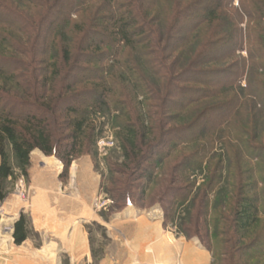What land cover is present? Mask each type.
Masks as SVG:
<instances>
[{
  "label": "trees",
  "instance_id": "1",
  "mask_svg": "<svg viewBox=\"0 0 264 264\" xmlns=\"http://www.w3.org/2000/svg\"><path fill=\"white\" fill-rule=\"evenodd\" d=\"M70 1L49 2L48 20L55 18L42 49L49 61L42 53L33 56L39 67L34 74L20 57L37 48L39 32L23 42L15 34L21 28L1 25L12 33L0 32V201L4 182L14 176L12 156L26 177L34 151L55 156L64 178L73 161L92 153L105 127L99 116L114 113L123 158L120 165H110V172L121 177L106 190L114 208L122 209L127 198L135 200V190L145 201L151 187L161 185L164 226L170 221L177 233L198 238L212 264H264L261 135L253 144L239 138L245 156L257 160L251 170L238 162L226 176L225 160L207 161L203 145L237 117L246 114L243 126L264 115V0H240L237 16L220 14L234 0ZM13 4L0 0V17L19 20L18 9L25 7ZM243 19L249 22L244 29ZM245 50L247 59L241 55ZM171 54L177 56L172 61ZM179 59L188 61L187 69L178 70ZM212 99L219 102L204 104ZM195 104L201 108L192 113ZM173 109L177 113L168 114ZM180 115L191 119L167 127ZM240 124L244 135L248 131ZM197 172L204 174L199 185ZM222 180L227 189L218 188ZM29 225L25 215L15 224L17 246L28 239Z\"/></svg>",
  "mask_w": 264,
  "mask_h": 264
},
{
  "label": "rangeland",
  "instance_id": "2",
  "mask_svg": "<svg viewBox=\"0 0 264 264\" xmlns=\"http://www.w3.org/2000/svg\"><path fill=\"white\" fill-rule=\"evenodd\" d=\"M1 1L7 2V3L14 2L13 5L16 6L17 9L18 7H25V8L18 9L19 11H22V12H19L16 10L19 13H23L19 17V20H17L16 17L15 18L10 17V16L8 17L7 15L3 14V16L0 17V23H1L0 32L2 30H5V31L7 30L8 33L9 32L12 33V30H8V29H5L4 27H1L2 23L6 22L8 24L12 23L15 26L17 25L19 29L21 28L19 33L16 32L15 34H17L19 38H22L23 42L26 41V38H27L26 35L32 34V37L36 36L35 34H37V31L39 32L38 34H40L37 37L40 36L42 38L41 39L42 41H40V43L37 45V48H34V50L32 49L30 50L29 55L27 53H24L23 57L22 56L20 57V60L23 61V64L27 65L28 67L27 70L29 69L30 71L33 68L34 70L33 74H34L36 73L37 70H39V67L36 66L33 56H37L40 53H42L43 55H41V59L42 60L45 59L49 61V58H48L49 56L46 55V51L42 52V49L44 50V45L46 43L43 38L46 37V35L48 34L50 35V30H51L50 27L52 25L51 20L54 21L53 18H55V17H50V20H48V17H49L48 15L51 12L50 10H48L47 7L50 5L49 2H51V0H46V1L38 0L39 1L38 4H35L37 3V1L33 3L30 0H1ZM70 2L71 1L69 0V3ZM100 3H102V1L99 2V5ZM157 10L158 9L156 8V9H153L151 12L154 13ZM239 11H240V0H234L232 7L229 9V11H222L220 12V14L227 15V16L229 15L237 16ZM53 16H55V14H53ZM25 21L30 22L31 27L30 25L25 23ZM156 22L158 23H155V24L160 25V20ZM241 23L242 24L240 27H242L243 29L246 28L249 24L247 19H243ZM208 29L209 27L206 28L205 32L203 33L204 35L208 32ZM31 41L32 40H30L29 42L30 44H31ZM132 55L133 57L134 56L136 57V55L133 54V52H132ZM241 55L246 59L248 57V53L246 50L242 52ZM170 56H171L170 57L171 61H172L171 58L177 57L173 54H171ZM181 59H179V61L177 62L178 66H176L178 70L180 71L188 68V61L181 60ZM171 61H167V64L170 66H171V63H170ZM108 63L112 64V61H109ZM210 66H211L210 68H217L218 66H223V64H219V65L212 64ZM260 74L258 73V75ZM241 83H242V87L246 89L245 86L247 82L243 80ZM235 90L239 96H242L243 91L241 88H238ZM249 98H252V97H249ZM178 100L179 99L177 98L174 99V101H178ZM218 102H219V99H214V100L212 99V101L205 102L204 104H214ZM199 108H201V106L199 104H195L191 107L190 112L194 113ZM176 113H177L176 109H173L170 112L168 111V114H171V115H175ZM114 116L116 117V114L114 113L108 114L105 117L99 116V121L104 123L105 127L102 130L101 134L98 136L96 140V144L92 150V153L82 155L72 162L69 172L74 169L75 170L73 171L74 174L70 175L71 176L70 178L68 176L69 172L68 174L64 176V178H60L62 179L61 181L63 185H67L68 187V191H66L65 193L67 192L69 193L72 190H76L77 188H80L83 191H86L89 188V185L94 183L97 179L100 181L99 185H100L101 192H100V196H98L94 201H92V209L95 211L99 210L102 212L104 208L106 207L105 209L107 212H104V213L102 212L105 220L110 219L112 215L120 213L126 207H128L129 204H131L136 209L145 211L147 213H149V211H152L156 207L159 208V210H161L163 214V220H164L163 225H164L166 221L164 212L158 203V199L160 198L159 188H163V187H160L161 185L152 186L150 191L148 192V199H145V201H142L141 198H139L140 197L139 191L137 190L133 191V193L136 195L135 200L133 199L131 200L130 198H127L126 201L121 203L122 209L120 210H116V208H114V206L112 205L113 204L112 200H110L106 194V190L111 186L110 181L114 178H121L119 176H115L116 174H112L110 172V165L111 164L120 165L123 161L122 153L120 152V149H119V143L116 139L115 129L113 128ZM180 116L181 117H178L179 119H176V121H171L167 125V127L169 128L181 127V126L186 125L185 124L186 120L189 121V119H191V117L189 118V116L188 117H186L185 115H180ZM245 116H243L239 120L237 117L233 123L222 125L223 127L221 128L219 132H217L214 135L213 137L214 139H212V141L205 140L203 142V145L208 148V151H207L208 155L206 156L208 157L207 161L212 160L213 163L215 164L218 162L219 159L225 160L224 165H223L224 168L222 171V174L224 176H226L229 170L231 171L235 170L238 166V162H242V164L245 166L244 168H247L245 169V171L251 170V167H253L252 165L256 164L257 162V160L256 161L249 160L245 156L244 154L245 152L243 151V147L241 145L239 138H244L246 139V141H249V143L253 144L257 140V138L255 139V136H257V134L258 135L260 134L261 137L259 141L262 144L264 143V115L263 117H261L260 121L259 120L256 121L255 119V120L249 121V123L246 122L245 124L247 125L244 124L242 126L241 124L242 122H244ZM256 122H258L257 125H256ZM239 124L242 126L241 127L242 129H247L248 132H246V134L244 132V135H243L238 130ZM192 149L193 148L187 149V150L188 152H190ZM226 150L229 151V155L227 154ZM35 154H39V151L36 150L31 155V165L28 169L27 177L22 174L21 169L16 159L13 156L11 158L14 176L13 178H9L7 181L4 182L3 188H2L4 198L2 201H0V254L1 252L7 251L8 240L14 234L13 229L15 227V224L20 220V218L18 220L17 218H18V215L20 214L21 207L26 208L27 211L30 210L32 203L37 198L40 192L48 191L50 193L51 190L57 193L56 198L59 200V203L62 202L61 201L62 199L60 198L62 196L61 191H62V188L64 190L65 186L60 184L59 182L60 179L57 178L55 179V182L53 184H47L46 186L42 183V178L43 179L46 178L42 174H46V173L56 174L57 172H55V169L60 170L61 162L55 156L48 157V156H45L43 153L42 154L44 156L35 155ZM55 160L60 163H57ZM81 170L85 173V175H83L84 176L83 178L82 176L79 177ZM43 172H46V173H43ZM243 176L244 178L248 179L250 183H253L255 182L254 180H256L254 177L253 179L251 176L249 177V174L245 175L243 173ZM203 181H204V174H200L199 172H197L196 182H198V185L200 183H203ZM226 184L227 183L224 182V180H222L219 183L218 188L227 189L226 186H228L229 184L228 185ZM252 192L253 191H249L248 193L253 194ZM48 196H49V201H53V202L55 201V198L53 199L52 197L50 198V194ZM52 196H55V193H52ZM22 215H25V214H22ZM25 217H27V220L30 221L28 214H26ZM166 224H167L166 227L163 226L165 230L171 229L170 231L173 230L175 233H177V229L173 227L172 222L169 221ZM31 227L32 225L30 223V225L28 226V229H30ZM91 228H92L91 229L92 230L91 243H92L93 248L96 250V255L102 257L103 254L105 253V250L107 249L114 250L118 248L117 245L112 244L109 240H107L106 238L107 231L105 228L99 225H93ZM28 232H29L28 239L32 242L33 247L34 248L40 247L42 244V238L40 237V235L36 234L32 230L31 231L29 230ZM179 235L186 238V236L182 234H179ZM191 239H198V238H191ZM121 251L122 250H120V253H119L120 256H122ZM7 253L8 252H6V254Z\"/></svg>",
  "mask_w": 264,
  "mask_h": 264
},
{
  "label": "crops",
  "instance_id": "3",
  "mask_svg": "<svg viewBox=\"0 0 264 264\" xmlns=\"http://www.w3.org/2000/svg\"><path fill=\"white\" fill-rule=\"evenodd\" d=\"M35 155L43 154L39 151ZM60 165L56 174L43 172L46 173L42 174L46 177L42 178L45 186L61 178L64 167L62 163ZM74 170L69 172V178ZM82 170L79 177L83 178L85 173ZM61 180L59 182L63 185ZM99 183L96 179L86 191L77 188L69 193H65L68 187L63 185L61 203L55 191H43L29 212L21 207L17 220L22 214H28L31 230L40 235L42 244L34 248L27 239L17 246L12 235L8 240V253L0 254V264H212L211 253L198 239L189 240L171 229H164L163 214L157 207L147 213L129 204L105 220L106 207L103 213L92 209V201L100 196ZM49 194L50 198H55L54 202L49 201ZM93 225L105 228L107 240L118 248L105 250L102 257L96 255L91 243Z\"/></svg>",
  "mask_w": 264,
  "mask_h": 264
},
{
  "label": "bare ground",
  "instance_id": "4",
  "mask_svg": "<svg viewBox=\"0 0 264 264\" xmlns=\"http://www.w3.org/2000/svg\"><path fill=\"white\" fill-rule=\"evenodd\" d=\"M59 169H55V172H58Z\"/></svg>",
  "mask_w": 264,
  "mask_h": 264
}]
</instances>
